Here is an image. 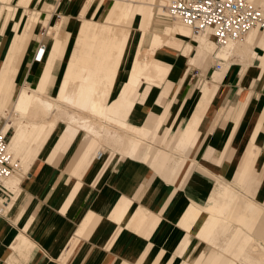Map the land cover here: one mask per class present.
<instances>
[{"label": "crops", "instance_id": "obj_1", "mask_svg": "<svg viewBox=\"0 0 264 264\" xmlns=\"http://www.w3.org/2000/svg\"><path fill=\"white\" fill-rule=\"evenodd\" d=\"M62 3V19H69L70 22L64 34L61 32L62 22L59 23L58 41L54 36L42 37L36 29L27 46L24 78L32 86L42 79L49 64H52L60 82L67 66L76 62L82 51H114L113 43L86 42L83 35L84 29L85 33H89L86 23L107 24L116 3L142 4L140 0H113L108 6L105 5L106 0L97 3L95 0H62ZM137 19H140V14ZM119 27L131 30L133 25L127 23ZM141 34L130 36L128 47L123 48L126 52L118 68L112 99L118 96L123 84L128 81ZM13 35V29L8 27L1 32L0 26V65ZM259 39L257 34L254 50L259 48L264 52L258 44ZM41 45L45 46V55L36 60L37 49ZM256 53L261 55L258 51ZM155 58L172 65L168 80L160 88L154 86L150 89V86L147 90L148 84L143 82L129 120L136 126L153 129L155 121L164 116L160 137L162 139L170 129L167 137L170 146L177 145L182 133L196 121V142L187 143L188 161L194 159L199 166L215 175H223L227 180L234 181L238 177L241 190L264 205V185H261L264 181V72L259 58L246 65L238 61L225 64L221 71H213L214 65L188 69L189 58L168 47L159 49ZM212 59L207 58L203 63ZM217 72L223 73L224 78L215 94L206 99L203 86ZM20 74L15 78L16 84ZM56 92L57 89L54 94ZM2 122L0 118V127ZM84 140V133L81 132L78 138L50 158L60 141V138H50L48 146L43 147V153L22 177L13 208V223L8 221L6 225L11 226L14 233L25 232L33 240L35 250L31 252L27 264H144L147 259V264H154L158 255L152 260L148 258V251L157 248L159 253L169 243L176 245L181 240L184 234L179 224L192 203H202L210 194V176L198 166L191 173L195 174L194 179L190 176V180L184 183L181 177L170 184L144 160L123 158L111 151H105L101 158H97L95 149L98 146L90 152L91 143ZM78 150L81 152L78 153ZM74 158L75 161H71ZM255 163L260 164L261 171L258 168V171L255 170ZM78 184H83V188L77 192ZM124 200L132 204L130 214L137 210L150 215L153 213L158 222L155 228L142 231L131 219L133 214L126 216L122 224H117L111 213L117 205L124 204ZM90 211L103 219L90 233L83 234V225ZM8 234L5 226L0 224V249ZM170 258L169 255L163 256L159 264H167ZM1 264L7 263L3 261Z\"/></svg>", "mask_w": 264, "mask_h": 264}, {"label": "bare ground", "instance_id": "obj_2", "mask_svg": "<svg viewBox=\"0 0 264 264\" xmlns=\"http://www.w3.org/2000/svg\"><path fill=\"white\" fill-rule=\"evenodd\" d=\"M12 1L0 0V5H2L1 32L6 30L3 17H8L12 10H15L12 15V21L15 22L14 35L0 65V118L3 121L0 132L5 134L11 127H15L9 141V154L13 163L19 162L20 169L16 174H10L4 185L17 195L20 192L24 175L20 164L22 155L35 156L36 159L43 153L42 148L45 145L48 146L50 138H60L59 144L51 153L50 158H52L57 150L66 148L79 137L81 132L84 133V141L91 143L88 148L90 152L103 144V146H109L112 149L111 152L118 153L123 158L140 159L150 163L158 172L157 175L160 174L167 183H175L181 177L182 182L186 183L185 180L189 178L197 163L194 159L189 162L186 156L187 143L196 142L194 131L196 121L182 133L177 145L166 148L169 145L167 137L171 130L169 129L161 139L160 132L164 126V116L155 121L153 129L147 126H136L129 120L143 82L148 84L145 88L147 90L150 86V89L154 86L160 88L168 80L172 65L154 57L156 52L163 47L181 48L179 45L185 44V48H181V53L186 57L189 56L188 62L191 67L201 65L207 58H214L221 62V69L216 68L221 71L225 64L238 61L246 65L259 58L264 72V53L258 55L254 50L257 34L262 33L263 35L264 32L253 30L243 40L229 41L223 46H218L210 31L196 34L193 28L169 16L167 8L173 0H140L142 2L140 6L134 3H116L111 15L107 18V24L90 21L86 23L89 26V33L83 30L85 41L113 43L114 51H82L79 59L67 66L60 82L57 81V76L52 70V64H49L42 79L34 86L28 81L19 86L15 78L22 72L21 63L33 36V30L40 20V15H36L38 12L32 15L26 9L24 12V8H29L34 0H17L14 8ZM54 1L58 0H47L44 8H49L50 11L55 9L57 4L54 5ZM127 1L133 2V0ZM249 1L254 5L256 3L259 7H264V0ZM139 14L137 27L142 32L141 41L134 56L128 81L123 84L118 96L112 99L118 68L126 52L123 48L128 47L131 36V30L122 29L119 26L127 23L133 25ZM51 19V16L46 17L42 24L48 28L47 34L50 33L58 41L59 24L51 26ZM171 21L173 23H170ZM69 23V19H62V35ZM154 25L156 29L151 31ZM158 26L163 27L159 29ZM148 32H152L149 40L150 50L144 53L143 46ZM185 39L195 41L197 48L195 57L190 56L195 46ZM258 44L264 50V35L260 37ZM19 54H22V58L19 63L15 64ZM90 54L96 56H90ZM44 55L45 52L42 58ZM223 78L224 74L217 72L212 79L206 81L202 89L206 99L215 94ZM56 89L57 92L54 94ZM148 140L160 146H150L154 144L150 142L149 145ZM79 151L81 152L78 150V153ZM83 152L84 150L81 156ZM71 161H75V158ZM95 162L96 160L92 164ZM73 163L70 165L72 166ZM201 167L212 179L210 194L202 206L191 202L192 205L179 224L184 234L181 240L176 245L169 243L167 248L159 253L157 248L151 252L148 251V258H156L158 255L154 264H159L161 258L168 255L171 258L167 264H264V205L241 190L238 177L234 181L227 180L223 175H215L203 166ZM181 187L185 188V186ZM82 188L83 184H78L75 191L78 192ZM124 201V204L117 205L111 213L117 224H122L126 216L133 214L131 219L142 231L155 228L158 222L152 216L153 213L150 215L145 214V211L144 213L142 210H137L130 214L129 209L132 204L130 201ZM14 206V201L6 202L5 210H2V216H0L2 217L1 226L4 225L9 233L0 249V264L3 261L7 264H15L13 254L8 259L2 258L1 254L7 246H13L14 250L17 249V253L26 260V263L30 259L31 252L35 250L33 240L31 241L25 232L19 231L16 234L11 231V226L6 225L8 221L13 223ZM63 212L66 213V211ZM102 219L90 211L83 225V234L90 233ZM14 239L19 240L18 245L14 246ZM148 260L144 264H147Z\"/></svg>", "mask_w": 264, "mask_h": 264}, {"label": "built area", "instance_id": "obj_3", "mask_svg": "<svg viewBox=\"0 0 264 264\" xmlns=\"http://www.w3.org/2000/svg\"><path fill=\"white\" fill-rule=\"evenodd\" d=\"M167 9L171 18L182 21L194 32L210 31L218 46L243 40L253 30L264 31V10L249 0H173ZM44 49L40 50L39 59ZM217 68L221 69L220 63ZM102 155L98 152L97 158ZM19 169V162L13 163L9 154L8 132H0V215L6 204L2 196L8 190L4 182Z\"/></svg>", "mask_w": 264, "mask_h": 264}, {"label": "rangeland", "instance_id": "obj_4", "mask_svg": "<svg viewBox=\"0 0 264 264\" xmlns=\"http://www.w3.org/2000/svg\"><path fill=\"white\" fill-rule=\"evenodd\" d=\"M16 1L17 0H13L12 1V7L14 8V6H15V4H16ZM83 1H85V0H83ZM99 0H95V2L97 3ZM112 1L113 0H106V6H108V5H110L111 3H112ZM46 0H34V2L32 3V5L29 7V8H24V12H25V9H26V11L28 12V13H30V14H35L36 12H38L36 15H40V20H39V22L36 24V26H35V28H34V30H33V32L37 29L41 34H42V37H51L52 38V36L51 35H49V34H47V32H48V28L44 25V24H42L43 23V20L46 18V17H49V16H51L52 17V19H51V22H50V25L51 26H55V25H57V24H59L60 22H62V17H64V15H62V12H61V8H62V0H58V1H54V5H56V8L55 9H53V10H49V8H44L45 6H46ZM64 2V1H63ZM96 3L93 5V8L95 7V5H96ZM255 5L256 6H258V4H256L255 3ZM260 5V4H259ZM261 6V5H260ZM262 8L264 9V7L262 6ZM1 9H2V5H0V26L2 25V16H1ZM48 9V10H47ZM33 12H32V11ZM14 9L12 10V12L9 14V16L7 17V16H5V17H3V21H4V23H5V27L7 28L8 26L10 27V29H13V26H14V21H12V15H13V13H14ZM40 12H41V14H40ZM90 12V11H89ZM104 12H105V10H104ZM103 12V13H104ZM103 13H101V14H103ZM7 15V14H6ZM27 15V14H26ZM88 17L90 18V14H88ZM100 17V16H99ZM156 18H157V15H156ZM41 21V22H40ZM173 21V20H172ZM170 22V23H173V22ZM166 22H168L169 23V21H166ZM137 25H138V19L137 20H135V22H134V24H133V27H132V29H131V36L132 37H134L135 35H138V33L140 34V33H142L141 32V30H138L137 29ZM160 25H162V24H160ZM43 26V27H42ZM161 27H163V26H158V28L159 29H162ZM155 28V25L153 26V28H152V30L151 31H153V29ZM156 29V28H155ZM260 32H264V31H260ZM151 33L152 32H148V34H147V37L145 38V43H144V46H143V52L144 53H147V50H150V48H149V45H150V36H151ZM196 34H198L197 32H195ZM259 34V36L261 37V36H263L262 35V33H258ZM137 37V36H136ZM179 37V36H178ZM212 38H213V36H212ZM31 39H32V37H31ZM31 39H30V41H31ZM214 39V38H213ZM41 40V39H40ZM149 41V42H148ZM188 41H190L194 46H195V41L194 40H192V39H188ZM146 45V46H145ZM181 48H185V44H182V45H179ZM40 47V46H39ZM43 47L45 48V46L44 45H41V47L40 48H38L37 49V51L39 50V52H40V50H42L43 49ZM131 48H132V46H131ZM169 48V47H168ZM171 48V47H170ZM181 48H175V47H173L172 49H174V50H176L177 52H179V53H181ZM27 50V49H26ZM43 51H45V49L43 50ZM256 51H258V52H260L261 54H263L264 52L263 51H261L259 48H256ZM44 53V52H43ZM131 54H133V51L131 52ZM25 55H26V51H25ZM25 55H24V58H25ZM38 55H39V53H38ZM40 55H41V53H40ZM43 55V54H42ZM156 55V54H155ZM155 55H154V57H155ZM195 55H196V48H194V50L190 53V56L191 57H195ZM21 58H22V54H19L17 57H16V60H15V64L16 63H18L20 60H21ZM24 58H23V60H22V65H21V74H20V76H19V86L20 85H22L24 82H25V71H26V66H23L24 64H25V62H24ZM188 58H189V56H188ZM36 60H40L38 57L36 58ZM219 64V62H217V61H215V60H208L207 61V63H203V64H201V65H196V66H193L194 67V69H200V68H207V67H210V66H212V65H214V70L213 71H215V69L217 68V65ZM231 66V65H230ZM193 67H191L190 66V69L192 68L193 69ZM218 69V68H217ZM216 69V70H217ZM202 70V69H201ZM199 85V84H198ZM200 86V88L202 87V83L199 85ZM14 130H15V127H11L10 129H9V131H8V139H9V141H10V139H11V136L13 135V133H14ZM150 142H152L153 143V141H151V140H148L147 141V143L150 145L151 143ZM154 145H150V146H153V147H155L156 145V143H153ZM103 148V149H102ZM106 148V149H105ZM166 148H171V146H170V144L166 147ZM42 150H43V148H42ZM42 150H41V152H42ZM95 150H97L96 151V153L98 154V152H102V154H104L105 153V150L106 151H111L112 149L109 147V146H103V144H100L99 146H98V148L97 149H95ZM102 150V151H101ZM113 152V151H112ZM97 154H96V157H97ZM21 166H22V169H23V172H24V175L26 174V172L28 171V169H29V167H30V165L32 164V162L35 160V156H31V155H22L21 156ZM18 162V161H17ZM199 165H198V162L197 163H195V165H194V167H193V169H192V171L194 170L195 171V169L198 167ZM260 166V164L258 165V164H256L255 163V170L256 171H261V166ZM201 171H203V172H205V174L206 175H208L209 176V174L201 167V166H199L198 167ZM257 168H258V170H257ZM192 171H191V173H192ZM19 172V171H18ZM191 173H190V176H191V179H194L195 178V174H192L191 175ZM259 173V172H258ZM189 176V177H190ZM262 179H263V176L261 177ZM188 180H190V178L189 179H187V181ZM196 181V180H195ZM194 181V182H195ZM211 181V183H210V187H211V184H212V179L210 180ZM191 182H192V180H191ZM261 185L263 186L264 185V181H261ZM260 185V186H261ZM261 186V187H262ZM16 192H11V191H9V190H7L6 191V194H3V196H2V198H4L5 199V201L6 202H8V201H14L15 202V200H16V198H17V194H15ZM205 201V200H204ZM264 201V200H263ZM197 203V202H196ZM197 204H199L200 206H202L203 204H204V202H202V203H197ZM6 205V204H5ZM3 210H5V208H3ZM0 216H2V214L0 215ZM15 241V243H14V246L15 245H18L19 244V240L18 239H14L13 240V242ZM16 250V251H15ZM13 249V246H7L4 250H3V253H2V258L3 259H8L10 256H11V254H13L14 256H15V260H14V263L15 264H27L26 263V260L20 255V254H18L17 253V249Z\"/></svg>", "mask_w": 264, "mask_h": 264}]
</instances>
